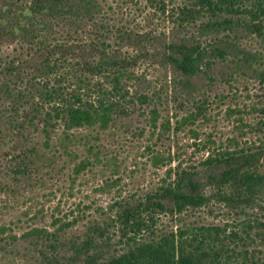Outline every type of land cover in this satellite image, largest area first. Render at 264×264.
Returning a JSON list of instances; mask_svg holds the SVG:
<instances>
[{"label": "rangeland", "instance_id": "obj_1", "mask_svg": "<svg viewBox=\"0 0 264 264\" xmlns=\"http://www.w3.org/2000/svg\"><path fill=\"white\" fill-rule=\"evenodd\" d=\"M111 5L115 11L117 5ZM119 12L113 19L132 37L147 29L167 36L175 30L167 14L154 12L145 0L124 4ZM260 23L264 33V18ZM196 28L181 35L198 36ZM219 37L231 45L226 59L215 60L185 87L160 55L140 62L130 114L116 117L105 130H73L69 142L56 138L47 149L38 138L39 155L26 175L14 173L11 144L0 143V264H83V256L74 259L68 248L55 260L49 242L30 234L34 229L58 232L66 244L90 235L102 241L103 256L119 255L127 249L121 211L145 203L178 173H197L195 180L209 194L210 171L203 164L216 154L251 151L264 167V34L238 26ZM202 41L209 45V38ZM127 49L136 54L139 48ZM251 207L211 204L176 216L156 211L149 229L134 237L144 241L151 232L217 227L221 237L229 236L230 249L240 252L230 264H264V195Z\"/></svg>", "mask_w": 264, "mask_h": 264}, {"label": "trees", "instance_id": "obj_2", "mask_svg": "<svg viewBox=\"0 0 264 264\" xmlns=\"http://www.w3.org/2000/svg\"><path fill=\"white\" fill-rule=\"evenodd\" d=\"M140 1L0 0V143L11 144L14 173H29L39 155L38 138L47 149L56 138L69 142L73 130H105L116 117L130 114L140 62L160 55L185 87L215 60L226 59L231 45L219 37L224 32L241 26L264 34V0H145L154 12L167 14L175 30L167 36L147 29L132 37L113 16L119 17L122 5ZM189 27H198L199 35H181ZM207 38L209 45H203ZM127 48L139 49L131 54ZM203 165L210 171L209 194L195 180L197 173L182 171L145 203L121 211L127 249L119 255L103 256L102 241L90 235L66 244L58 232L30 234L49 242L55 260L68 248L74 259L83 256V264H230L240 252L230 249L229 236L221 237L217 227L151 232L144 241L134 237L149 229L156 211L176 216L211 204L242 211L264 195V167L254 152L226 151Z\"/></svg>", "mask_w": 264, "mask_h": 264}]
</instances>
